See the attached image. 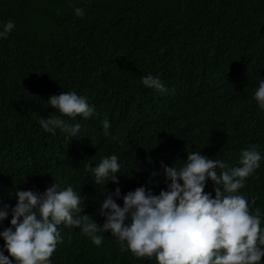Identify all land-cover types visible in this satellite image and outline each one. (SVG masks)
Returning a JSON list of instances; mask_svg holds the SVG:
<instances>
[{
  "label": "trees",
  "instance_id": "obj_1",
  "mask_svg": "<svg viewBox=\"0 0 264 264\" xmlns=\"http://www.w3.org/2000/svg\"><path fill=\"white\" fill-rule=\"evenodd\" d=\"M8 20L15 28L0 40V198L9 205L13 189L43 192L54 181L83 195L82 214L102 224L103 185L87 168L102 157L118 155L122 194L141 185L158 194L163 176L150 173L161 161L180 166L200 151L236 167L243 149L264 155V110L254 99L264 79V0H0V24ZM149 74L168 94L142 84ZM68 91L95 106L87 119L64 116L81 124L80 138L44 133L38 123L59 115L49 96ZM213 189L207 181L204 191L214 197ZM239 191L257 197L250 210L264 213V160ZM59 228L52 264H158L122 251L110 233L96 246L79 228Z\"/></svg>",
  "mask_w": 264,
  "mask_h": 264
},
{
  "label": "clouds",
  "instance_id": "obj_2",
  "mask_svg": "<svg viewBox=\"0 0 264 264\" xmlns=\"http://www.w3.org/2000/svg\"><path fill=\"white\" fill-rule=\"evenodd\" d=\"M74 13L77 18L85 15L80 7L74 8ZM14 28L12 20L0 24V40ZM141 82L161 95L169 92L158 76L146 75ZM254 99L264 110V79ZM47 101L59 115L38 119L44 133L55 135L59 130L70 139L83 137L81 124L69 123L64 116L87 119L96 113L95 106L75 91L50 95ZM103 129L109 135L107 118ZM261 160L264 155L258 146L241 150L236 167L195 151L188 153L180 166L161 161L160 169L150 173L163 176L166 188L158 194L145 185L122 194L118 155L102 157L95 166L87 165L95 184L103 185L104 199L98 209L102 224L82 214L85 197L71 185L61 187L53 181L43 192L33 185L21 189L8 186L14 191L13 203L0 198V239L4 241L0 264H52L50 258L63 242L61 225L81 229L96 246L103 242L102 233H110L122 251H131L137 258L154 257L158 264H264V213L259 208L250 210L257 197L249 200L239 191ZM109 181L117 185L111 192L105 189ZM207 181L214 185V197L204 191Z\"/></svg>",
  "mask_w": 264,
  "mask_h": 264
}]
</instances>
